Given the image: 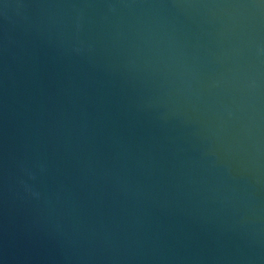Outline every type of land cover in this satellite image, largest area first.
<instances>
[{
	"label": "water",
	"instance_id": "obj_1",
	"mask_svg": "<svg viewBox=\"0 0 264 264\" xmlns=\"http://www.w3.org/2000/svg\"><path fill=\"white\" fill-rule=\"evenodd\" d=\"M0 264H264V0H0Z\"/></svg>",
	"mask_w": 264,
	"mask_h": 264
}]
</instances>
